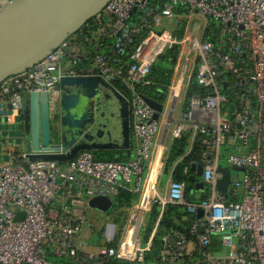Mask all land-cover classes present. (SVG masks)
Instances as JSON below:
<instances>
[{"label":"built area","instance_id":"2783aa9c","mask_svg":"<svg viewBox=\"0 0 264 264\" xmlns=\"http://www.w3.org/2000/svg\"><path fill=\"white\" fill-rule=\"evenodd\" d=\"M178 7L216 24L223 50L203 39V31L199 36V26L182 35L155 30ZM83 32L88 37L80 42ZM90 49L94 72L76 73ZM173 49L178 54L167 99L174 107L191 81L203 93L185 100L174 120L170 107L160 135L155 111L136 88ZM124 56L129 57L125 71ZM91 75L111 85L123 83L132 157L104 162L84 151L64 164L31 163L26 153L16 157L8 149V162L0 163V264H264V0H111L38 65L4 80L0 104L9 105L14 116L25 94L56 91L62 77ZM228 90L235 91L232 107ZM198 135L205 148L200 182L206 192L189 201L185 182L173 178L183 157L169 168L166 163L173 141L187 136V154ZM225 146L230 152L223 156ZM219 167L230 171L225 195L217 188ZM162 172L166 182L160 194ZM122 191L134 200L120 230L112 223L94 229L100 216L91 212L103 213L89 201L104 198L113 205ZM169 205L202 216L187 232L172 229L156 240ZM85 227L92 235L102 229L100 240H90ZM89 242L92 249L81 251Z\"/></svg>","mask_w":264,"mask_h":264},{"label":"water","instance_id":"95a60500","mask_svg":"<svg viewBox=\"0 0 264 264\" xmlns=\"http://www.w3.org/2000/svg\"><path fill=\"white\" fill-rule=\"evenodd\" d=\"M111 0H3L0 3V84L38 65L71 35L79 32ZM155 111L162 105L143 97ZM27 149L29 162L71 161L80 152L120 151L131 147L127 100L99 76H67L56 91L24 95L14 116L0 104V163L8 149ZM240 170V169H238ZM217 188L227 192L230 171L219 167ZM202 167H196L197 188H202ZM89 206L109 214L108 199L95 198ZM202 216L198 211L197 218ZM203 232V227L198 228Z\"/></svg>","mask_w":264,"mask_h":264},{"label":"trees","instance_id":"16d2710c","mask_svg":"<svg viewBox=\"0 0 264 264\" xmlns=\"http://www.w3.org/2000/svg\"><path fill=\"white\" fill-rule=\"evenodd\" d=\"M177 15L183 16L185 14V9H182L180 7L175 9ZM214 23H212L213 25ZM216 24H214L215 26ZM208 25H206L207 29L203 31V39L208 40L211 42L215 48V50L222 51L223 48L220 44L219 37H208L206 35V32L208 31ZM218 28V35H219V27ZM184 29V23H182V28L179 35H182ZM88 37V33L83 32L80 35V42L83 41L84 38ZM133 47L129 50L132 51ZM94 50H89V57L82 61L79 66L75 67L76 73L80 74H89L93 73L94 70L91 66L90 59L94 55ZM178 51L177 49H173L171 51H167L164 55L160 56L158 59V62L156 64H153L150 68L149 74L146 78V84L145 85H138L136 90L137 92L143 96L150 98L157 103H162L165 100L166 94H167V87L170 84L173 66L175 64L176 58H177ZM123 71H125L127 64L129 63V57L124 56L120 57ZM112 86L119 91V93L123 96H126V92L124 89V85L122 82H114L112 83ZM203 93V90L196 86V84L191 81L189 83L187 92L185 93V100H187L192 95L201 94ZM226 94L229 99L228 107H232L233 104H235V91H226ZM1 100V97H0ZM203 137L198 135L195 137L194 143L189 150V152L186 154L189 148V138L187 136H183L182 138L175 140L171 143L169 151H168V158L166 167L169 168L170 165L175 162L178 158L183 157L182 160L176 165L175 171L173 174L174 180L177 181H184L186 184V190H185V197L189 201L196 200V194L204 196L206 189L201 188L198 189L196 186V180H195V171L196 167L200 165L201 155L203 151L205 150L203 144ZM222 155L225 156L227 153L230 152V148L228 146H225L221 150ZM21 151L15 150L13 152L14 156L19 157L21 155ZM93 158L98 161H104V162H118V163H124L131 159L132 157V146L129 150H120V151H90ZM64 164V163H60ZM187 170V173L184 174L183 170ZM193 193V194H191ZM134 200V196L127 192H120L117 197L114 198L113 205L110 210L111 215V223L116 226L117 232L120 230L122 225L125 222L126 216L128 214V209L131 205V203ZM156 212L153 214V217L156 216ZM185 218V220H183ZM193 219H198L197 216H188L184 213V210L181 207L178 206H167L163 212L162 220L159 223V231L156 236V240L158 237L172 229H176L180 232H187L190 223ZM102 229L99 230L98 233L93 234L94 240H100L102 237ZM213 238V237H212ZM155 240V245L156 244ZM217 241L213 238L212 239V246L216 247Z\"/></svg>","mask_w":264,"mask_h":264},{"label":"rangeland","instance_id":"374dc122","mask_svg":"<svg viewBox=\"0 0 264 264\" xmlns=\"http://www.w3.org/2000/svg\"><path fill=\"white\" fill-rule=\"evenodd\" d=\"M182 23H184V27L185 29L184 34L189 32L190 30L196 28L197 26L200 27V31L198 32V35H201V32L204 31L205 29H207L206 25L209 24L208 26V31L206 32V35L208 37H219L218 36V28L216 27V25L214 26V24L212 25V22L206 21L202 18H200L197 15L194 14H188L187 12L185 13V15L183 16H179L177 14H173L170 18H161L160 19V25L158 27H156L155 30L158 31H162V30H166L169 31L173 34H178L182 28ZM183 57V56H181ZM191 57H194V53H191ZM184 99H185V95L184 93H181L178 97V99L175 102L174 105V110H173V116L172 119L174 120L177 115L179 114V112L184 108ZM172 101V100H171ZM171 104V103H170ZM169 104V105H170ZM169 105L167 106H163V111L160 114V116L158 117V124L160 125V130H159V134H162V129L164 128V121L166 120L167 117V113L169 110ZM168 140V138H167ZM21 150V148H18ZM221 164L224 167L228 168V165L226 164L225 161H222ZM166 182V175L164 174V172H162L160 178H159V182H158V191L161 194L163 192V187L164 184ZM91 214L93 216H95V218L100 216V220L98 221L97 224H94V229H99L100 227H105L107 224H111V215L109 214H98L95 211H92ZM16 220H18V217L16 218ZM148 224L149 227V221H145V226ZM84 233L88 234V238L90 240H93V235H92V231L85 227L83 230ZM87 237V236H86ZM93 244L91 242H89L87 247H82L80 250L81 251H89L92 249ZM144 245V243H143Z\"/></svg>","mask_w":264,"mask_h":264},{"label":"crops","instance_id":"0c3cea01","mask_svg":"<svg viewBox=\"0 0 264 264\" xmlns=\"http://www.w3.org/2000/svg\"><path fill=\"white\" fill-rule=\"evenodd\" d=\"M189 64H191V63H189ZM167 96H168V89H167V94H166V97H165V100L162 102V103H159V104H161V105H165V106H167L168 107V105L171 103V100L170 99H167ZM166 99H167V103H166ZM175 105V104H174ZM184 105V104H183ZM173 108V110H174V107H173V103H171L170 105H169V108ZM163 109V108H162ZM9 150L11 151V152H14L15 150H19V151H21L22 153L23 152H25V151H27V149H22L21 148V150L20 149H18V148H16V147H11V148H9Z\"/></svg>","mask_w":264,"mask_h":264}]
</instances>
